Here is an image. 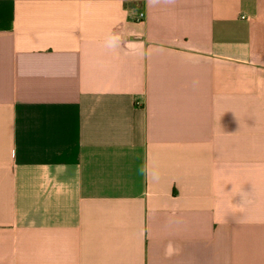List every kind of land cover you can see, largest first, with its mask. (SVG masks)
I'll use <instances>...</instances> for the list:
<instances>
[{
	"label": "crops",
	"instance_id": "crops-1",
	"mask_svg": "<svg viewBox=\"0 0 264 264\" xmlns=\"http://www.w3.org/2000/svg\"><path fill=\"white\" fill-rule=\"evenodd\" d=\"M0 264H264V0H0Z\"/></svg>",
	"mask_w": 264,
	"mask_h": 264
},
{
	"label": "built area",
	"instance_id": "built-area-1",
	"mask_svg": "<svg viewBox=\"0 0 264 264\" xmlns=\"http://www.w3.org/2000/svg\"><path fill=\"white\" fill-rule=\"evenodd\" d=\"M140 16H141V19H142V18L144 17V14H143V13H141V15H140Z\"/></svg>",
	"mask_w": 264,
	"mask_h": 264
}]
</instances>
